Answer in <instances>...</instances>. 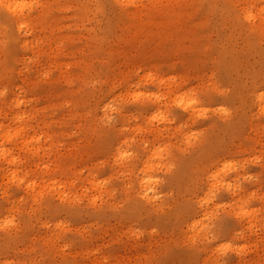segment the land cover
Instances as JSON below:
<instances>
[{"label": "rangeland", "instance_id": "1", "mask_svg": "<svg viewBox=\"0 0 264 264\" xmlns=\"http://www.w3.org/2000/svg\"><path fill=\"white\" fill-rule=\"evenodd\" d=\"M0 264H264V0H0Z\"/></svg>", "mask_w": 264, "mask_h": 264}, {"label": "bare ground", "instance_id": "2", "mask_svg": "<svg viewBox=\"0 0 264 264\" xmlns=\"http://www.w3.org/2000/svg\"><path fill=\"white\" fill-rule=\"evenodd\" d=\"M13 6H11V5H8V7L10 8V7H13V10L15 11L16 10V8L18 7V5L16 4V3H11Z\"/></svg>", "mask_w": 264, "mask_h": 264}]
</instances>
